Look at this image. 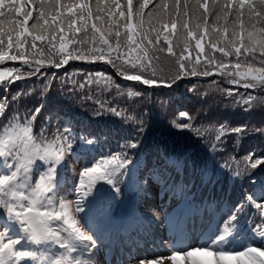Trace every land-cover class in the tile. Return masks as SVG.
Listing matches in <instances>:
<instances>
[{
    "label": "snow or ice",
    "instance_id": "snow-or-ice-1",
    "mask_svg": "<svg viewBox=\"0 0 264 264\" xmlns=\"http://www.w3.org/2000/svg\"><path fill=\"white\" fill-rule=\"evenodd\" d=\"M73 61L109 67L69 74ZM0 66V264H264V142L225 151L230 136L264 137V119L177 109L167 131L193 155L168 156L148 149L152 117L136 107L219 76L235 91L209 90L264 110V0H0ZM62 67L66 102L48 95Z\"/></svg>",
    "mask_w": 264,
    "mask_h": 264
},
{
    "label": "trees",
    "instance_id": "trees-1",
    "mask_svg": "<svg viewBox=\"0 0 264 264\" xmlns=\"http://www.w3.org/2000/svg\"><path fill=\"white\" fill-rule=\"evenodd\" d=\"M151 7V6H150ZM207 51V49H206ZM219 55V54H217ZM195 56V52H193ZM9 65H12L13 62H7ZM72 64L78 66L82 65V69L85 70H103V67H97L96 65L83 64L79 61L70 62L69 65L64 66L67 68L68 73L71 74L74 71L81 70L80 67L73 68ZM15 66H19L16 63ZM2 67V66H0ZM64 67L60 69H53L56 73V80L52 82V87L49 90V98L51 99H61V102H66L63 98L59 97V77L64 72ZM44 69H42V72ZM115 73L114 69H111L106 74L113 75ZM51 74V73H50ZM116 76L114 75V79ZM79 79V77H77ZM213 79L218 80L220 88L231 87L235 91V86H229L225 84L221 77H206V78H197V77H188L187 80H191L197 85V90L195 92L189 91L192 87V84L181 83V87L176 91L173 98H170L168 95H161L159 98L155 96L152 97L151 101L145 105H137V109L140 107H146V110H149L150 116L152 117L150 121V129L147 135V147L151 151L159 149L163 154L168 156H174L177 153L187 150L188 155H193V150L190 148L188 143L181 141L179 139H174L169 135L168 123L174 118L173 114L175 113V118L180 119L178 116L177 109L188 111L190 115L196 117L199 122L210 124V123H219L227 121L231 126H237L240 124H251L254 127H259L260 122L264 119V110H253L251 115L245 113L244 110L238 105H232L229 102V99L226 97H221L218 93L209 90V84ZM119 82V80L117 81ZM17 84H22L18 81ZM131 84V82H127ZM28 88L35 87V91L30 95L23 97L22 105L33 106L39 101V91L41 88V81L37 80L35 77L30 78L27 83ZM168 91V90H166ZM239 91H243L240 89ZM252 94H257L255 90H249ZM247 95V94H246ZM110 98L111 94H107ZM163 102L164 108H160V104ZM120 107H128V101L120 100ZM155 109L153 112L152 109ZM73 111L78 113L81 118L85 117V113L79 106H75ZM110 119H117L112 117ZM264 142V137H260L257 133L249 132L247 136H244L240 139L239 143L235 142V137L230 136L227 140L225 151L232 153L237 158H241L247 151L257 148ZM145 162H147L150 157L147 153L142 154ZM199 158L198 156L196 157ZM246 187V185H245ZM240 185H235L231 182L227 185V191L230 190L232 196L238 194Z\"/></svg>",
    "mask_w": 264,
    "mask_h": 264
},
{
    "label": "rangeland",
    "instance_id": "rangeland-1",
    "mask_svg": "<svg viewBox=\"0 0 264 264\" xmlns=\"http://www.w3.org/2000/svg\"><path fill=\"white\" fill-rule=\"evenodd\" d=\"M252 91H253V90H252ZM153 190H154V185H153V187H152V189H151V196H152L153 198H155L156 201L158 202L159 194L156 193V192H154ZM100 264H101V263H100Z\"/></svg>",
    "mask_w": 264,
    "mask_h": 264
}]
</instances>
